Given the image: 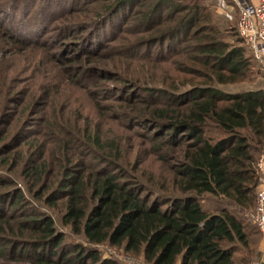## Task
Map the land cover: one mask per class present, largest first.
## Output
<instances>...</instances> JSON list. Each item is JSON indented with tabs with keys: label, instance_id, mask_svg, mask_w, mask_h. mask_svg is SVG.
I'll return each mask as SVG.
<instances>
[{
	"label": "trees",
	"instance_id": "obj_1",
	"mask_svg": "<svg viewBox=\"0 0 264 264\" xmlns=\"http://www.w3.org/2000/svg\"><path fill=\"white\" fill-rule=\"evenodd\" d=\"M146 1L150 4L134 24L139 31H154L155 36L145 42L180 43L192 37L198 39L191 45L196 52L192 58L210 68L218 81L247 75L252 63L244 46H230L211 23H199L206 15L199 0H112L104 16L116 18L124 8L139 7ZM146 90L168 98L164 105L144 107L133 119L134 124L151 130L147 135L154 153L164 147L172 152L159 154L174 160L168 165L169 184L159 185L167 193H150L139 176L129 171L128 159L108 151L99 135L94 137L99 147H91L89 133L80 144L98 164L82 166L77 160L80 166L93 168L76 172L67 157L69 165L63 164L60 179L44 194V201L54 205L63 200L62 222L81 231L88 241L122 244L126 251L142 252L152 264H244L246 257H237L236 252L250 246V234L256 232L247 229L237 212L255 201L259 179L254 162L264 145V88L231 92L207 83L175 93ZM209 126L216 127L220 135H208ZM73 132L67 134L70 141L79 138ZM2 135L0 132V139ZM10 142L0 145V153L15 148ZM64 144L68 149L67 142ZM175 146L177 154L173 155ZM110 148L116 150V143ZM42 153L39 150L37 157ZM32 160L24 164L27 180L45 170L44 159L40 163ZM11 184L9 177L0 174V186L6 187L0 190V220L7 221L0 222V229L5 225L12 232L19 229L21 235L0 233V258L23 257L30 264H118L114 258L101 256L91 244L63 239L53 218L25 200L22 189ZM41 184L34 195L42 196L47 186ZM205 194L220 205L204 207ZM9 200L22 216L13 225L4 210ZM24 230H29L30 237L23 236Z\"/></svg>",
	"mask_w": 264,
	"mask_h": 264
},
{
	"label": "rangeland",
	"instance_id": "obj_2",
	"mask_svg": "<svg viewBox=\"0 0 264 264\" xmlns=\"http://www.w3.org/2000/svg\"><path fill=\"white\" fill-rule=\"evenodd\" d=\"M199 1L206 12L199 23H211L218 37L230 46H244L252 63L247 75L218 81L210 68L193 59L196 52L191 45L198 39L192 37L180 43L145 42L155 36L154 31H139L134 24L149 1L139 7L124 8L116 18L108 19L106 7L112 0H0V132H3L0 145L10 141V145H16L0 153V174L9 177L12 186L22 189L25 200L53 218L56 230L64 234L63 239L91 244L101 256L114 258L118 264L152 263L142 252L126 251L122 244L88 241L81 231H74L72 225L62 222L63 200L51 205L43 196L57 184L63 164L69 165L65 162L67 157L73 161L71 166L76 172L93 168L82 167L83 163L98 164L80 144L89 133L91 147H99L94 140L99 135L100 143L108 151L128 159L129 171L139 176L150 193H167L159 185L169 184L172 174L168 165L174 160L162 159L159 154L172 152L164 147L154 153L153 142L147 135L151 130L134 124L135 120L133 123L144 107L167 102L164 93L150 95L147 87L173 93L207 83L231 92L264 88V71L236 31L237 4L224 0V7H220L219 0ZM140 45L144 46L139 50ZM70 130L79 136L78 140L67 138ZM207 134L216 137L220 131L209 126ZM111 143H116V150L110 148ZM263 148L264 145L257 156ZM174 149L173 155L177 154V146ZM39 150L43 152L41 157H37ZM29 158L39 163L44 159L45 170L41 176L27 180L25 165L33 161ZM257 174L255 192L264 179L263 173ZM43 182L47 188L42 196L34 195L33 190ZM2 189L6 187L0 186ZM10 205L9 200L4 210L9 216L14 215L7 217L13 225L22 216ZM202 205L212 209L220 203L205 194ZM253 206L254 203L237 212L244 218L247 229L256 232L250 234V246L236 252L237 257H246L244 264L262 251L258 248L261 232L250 217ZM0 222L7 224L4 219ZM4 227L0 233L5 232V236L21 235L19 229L12 232L8 226ZM28 235L29 230H24L23 236ZM0 264L30 263L23 257H2Z\"/></svg>",
	"mask_w": 264,
	"mask_h": 264
},
{
	"label": "built area",
	"instance_id": "obj_3",
	"mask_svg": "<svg viewBox=\"0 0 264 264\" xmlns=\"http://www.w3.org/2000/svg\"><path fill=\"white\" fill-rule=\"evenodd\" d=\"M232 1L238 6L236 21L238 34L264 71V0ZM219 5L224 7V0H219ZM254 168L257 173L264 174V148L255 159ZM250 217L261 232L263 248L261 254L251 259L248 264H264V179L256 189Z\"/></svg>",
	"mask_w": 264,
	"mask_h": 264
},
{
	"label": "crops",
	"instance_id": "obj_4",
	"mask_svg": "<svg viewBox=\"0 0 264 264\" xmlns=\"http://www.w3.org/2000/svg\"><path fill=\"white\" fill-rule=\"evenodd\" d=\"M262 247H263V243L260 241L258 248H260V250H261Z\"/></svg>",
	"mask_w": 264,
	"mask_h": 264
}]
</instances>
